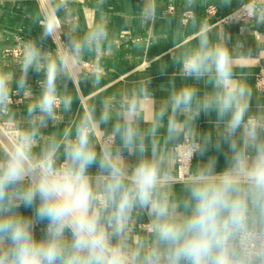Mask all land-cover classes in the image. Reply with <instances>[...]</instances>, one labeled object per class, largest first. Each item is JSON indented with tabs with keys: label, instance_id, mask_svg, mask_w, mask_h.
Masks as SVG:
<instances>
[{
	"label": "clouds",
	"instance_id": "obj_1",
	"mask_svg": "<svg viewBox=\"0 0 264 264\" xmlns=\"http://www.w3.org/2000/svg\"><path fill=\"white\" fill-rule=\"evenodd\" d=\"M206 2L175 28L161 0L119 13L171 40L158 98L150 73L101 94L108 0L84 27L75 0H35L39 34L0 56V264H264V0H215L223 30Z\"/></svg>",
	"mask_w": 264,
	"mask_h": 264
},
{
	"label": "crops",
	"instance_id": "obj_2",
	"mask_svg": "<svg viewBox=\"0 0 264 264\" xmlns=\"http://www.w3.org/2000/svg\"><path fill=\"white\" fill-rule=\"evenodd\" d=\"M139 0H108V4L105 5V11L109 17V28L112 32V39L114 41L113 51L105 52L100 58V66L105 73L104 77V89L105 92L101 94H110L123 87L131 86L138 78L146 73L153 75V88L156 90L157 97L165 95L160 92L158 86L161 82H166L168 77H160L157 73V64L161 59L163 53H165L171 44L170 38L168 40L161 39L159 44H154L149 36V32L154 31L157 35L161 32V23H157L154 28L144 27L141 28L135 21L124 24L123 19L119 13L124 12L127 8H136ZM215 0H207L203 5L198 4L194 9L198 18L207 17L211 23L214 19L206 15V7L213 5ZM184 0H161V7L164 12L168 6L174 7V12L169 14L175 17L172 27L175 28L180 21L181 12L184 9ZM35 6V0H15V3H7L3 9H0V56H6L9 49L15 48V37L21 36L28 38L31 36H37L40 29L33 25L32 21L27 17V12L31 11ZM76 9V14L79 17V23L82 27L86 26L90 18V13L95 7V0H75L72 5ZM234 8L236 5L234 4ZM219 14L222 12L219 10ZM98 19V15L96 16ZM225 24L215 25L216 30H223ZM236 27V26H234ZM187 32H191V28L185 29ZM234 31H238V28H234ZM243 35L249 37L248 43H252V30L244 32ZM259 39V37H255ZM48 45H51V41H48ZM10 58V57H9ZM167 59V56L163 57ZM151 63L152 67L149 68ZM264 65V61L256 67L251 77V82L254 83L255 74L260 66ZM15 66L10 65L8 70H14ZM173 69H170L171 72ZM35 80L36 77H33ZM179 83V81H177ZM35 87V85H34ZM69 90H73V85H68ZM79 88L82 93L87 96L91 93L90 84H81ZM14 107L23 112L25 107V101L20 97H14ZM79 107L78 103L73 104V112L66 117V120L73 116ZM201 127H207L204 118L200 121ZM224 163L223 157H220V166ZM28 211V210H24Z\"/></svg>",
	"mask_w": 264,
	"mask_h": 264
},
{
	"label": "built area",
	"instance_id": "obj_3",
	"mask_svg": "<svg viewBox=\"0 0 264 264\" xmlns=\"http://www.w3.org/2000/svg\"><path fill=\"white\" fill-rule=\"evenodd\" d=\"M206 15L212 19H214L213 24L219 25V24H226L227 21L222 19L221 16L222 14H219V10L217 8H214L212 5H208L205 9ZM174 12V7L173 6H168L166 8V13L172 14ZM186 15V10H183L180 15V20L182 19L183 16ZM14 51V50H13ZM264 79V65L260 66L257 73L255 74V79L254 83L257 82V80H262Z\"/></svg>",
	"mask_w": 264,
	"mask_h": 264
}]
</instances>
